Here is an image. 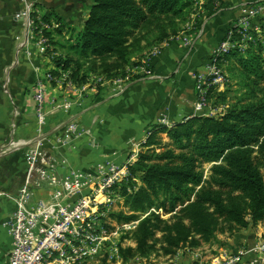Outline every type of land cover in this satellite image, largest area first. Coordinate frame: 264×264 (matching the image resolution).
<instances>
[{"label":"trees","instance_id":"16d2710c","mask_svg":"<svg viewBox=\"0 0 264 264\" xmlns=\"http://www.w3.org/2000/svg\"><path fill=\"white\" fill-rule=\"evenodd\" d=\"M88 2L81 29L66 46L59 44L64 55L52 57L54 67L67 72L68 81L75 87L85 85L91 76L102 80L125 77L147 53L172 43L190 16L197 13L192 0ZM51 19L59 28L41 31L50 44L54 34L66 29L51 10L40 22L49 23ZM198 26L199 23L196 30ZM236 31L230 23L223 40L229 32L233 40ZM216 65L224 67L237 85L223 115L188 116L168 129L155 125L140 146L130 173L139 178L141 185L136 187L128 181L132 191L127 193L125 185L119 190L129 214L121 211L110 215L118 221H138L133 230L125 232L124 238L132 244H119L121 264L135 259L170 260L181 250L192 251L203 245L222 247L218 235L232 236L249 224H261L264 230L261 46L251 44L244 55L230 49L217 58ZM51 73L57 75L55 71ZM227 93L229 90L216 94L212 86L206 98L216 95L224 103ZM204 164H212L206 179ZM151 208L173 214L168 220L154 213L142 218Z\"/></svg>","mask_w":264,"mask_h":264},{"label":"crops","instance_id":"0c3cea01","mask_svg":"<svg viewBox=\"0 0 264 264\" xmlns=\"http://www.w3.org/2000/svg\"><path fill=\"white\" fill-rule=\"evenodd\" d=\"M220 1L222 7L215 11L211 5L206 4V10L199 20L195 33L182 39L177 38L172 43L165 44L158 53L148 56L145 61L148 73L145 74L144 69L133 70L132 77L139 78L134 80L129 78L127 80L129 82L123 83L122 88L110 84L119 83L114 82L117 80H110L104 83L107 87L98 92L96 97L89 96L91 93L87 92L82 100H77L74 99L77 95L73 91L63 95L56 83L45 84L44 98L47 103L48 118L44 133L49 135L51 143L52 135L59 126L67 121L77 120L80 125L91 130L96 138L95 143L100 145L98 147L95 143L88 144L86 140H77L72 142L71 148L67 146L57 150L56 156L67 159L70 165L84 169L104 159L120 164L125 155L137 143L143 141L145 134L153 126L158 125L160 113L165 112L171 124L191 116L195 100V79L205 72L212 51L223 40L238 7L249 0ZM88 3V0H4L5 10L0 13V22H2L0 35L6 31L4 37H12L13 24L16 22L14 14L20 12L26 5H32L34 10L40 13H48L51 10L66 26H74L78 31L87 17ZM75 21L76 24H73ZM41 59H38L39 63L35 62V66L30 64V67L27 62L21 61L20 66H23L22 71L28 79L23 81L21 74H16L15 82L18 84L28 81L29 85H32L37 80L44 81V75L53 68V65L50 64L48 57ZM19 64L17 67L22 69ZM34 68L37 71H34ZM21 95L22 115L27 116L30 124L32 121L34 124L33 93ZM51 101H54L55 106L49 105ZM67 102L72 104L71 109L68 112L61 111L60 108ZM99 119L102 121L101 124L98 123ZM31 136L30 134L28 141L34 139L36 133ZM48 148L50 150L51 145ZM22 164L25 168V163ZM24 172L25 169L22 177ZM2 179L0 177V180ZM2 185L0 184V264H8L12 243L3 222L14 210L13 198L18 190ZM226 242L222 248L211 247L213 251H210L209 245H203L193 251L181 250L170 260L153 258L156 261L148 264H229L227 261L229 255L237 256L241 261L239 264H264V236L259 227L255 226L253 230L249 229L235 235Z\"/></svg>","mask_w":264,"mask_h":264},{"label":"built area","instance_id":"2783aa9c","mask_svg":"<svg viewBox=\"0 0 264 264\" xmlns=\"http://www.w3.org/2000/svg\"><path fill=\"white\" fill-rule=\"evenodd\" d=\"M211 2L214 6H218L220 0H211ZM247 3L240 5L236 17L244 25L261 10L260 7L252 9L249 7L252 3ZM238 26L239 23L234 25L233 30L244 34L245 28L238 31ZM44 27L41 29L54 28ZM230 39L231 32L212 51L210 72L201 75L198 81L195 79V100L191 116H210L204 114L208 106L206 92L210 87L223 81V77L218 75L216 70V61L218 57L229 51ZM47 44L46 38L41 37L38 46L43 49L39 50H46ZM52 82L57 83V78L47 74L44 81L37 80L36 84L37 87H41ZM66 85L71 89L84 87V85L75 87L68 80ZM44 92L43 87L39 88L37 95L35 91L36 136L31 141L23 143L25 172L21 186L13 198L14 210L3 222L12 243L7 262L8 264H78L84 259L88 263V257L93 254V242L101 240L105 235L106 225L104 226L101 220L105 221L108 215L113 213L111 207L119 200L113 198L111 192L126 178L130 162L137 157L138 147L144 143L149 131L143 141L136 144V149L132 150L131 156L124 163L119 164L104 159L95 163L99 167L97 169L91 166L86 169L75 167L70 165L67 159L57 157L55 152L67 146L71 148L72 137H77V140L83 136L89 137L91 130L75 120L67 121L57 128L51 143L49 135L44 133L48 118ZM52 104L54 101L49 102L50 106ZM71 106L67 102L60 109L68 112ZM165 114V112L159 114L158 125L168 129L173 124L168 122ZM98 123H102L101 119ZM49 145H51L50 150ZM19 146V142L11 141L6 148L9 151H16ZM93 219L100 222L98 229L94 227ZM137 224L138 221L115 228L117 231L128 232ZM98 235L100 239L92 238ZM240 262L237 256L233 257V261H228L229 264Z\"/></svg>","mask_w":264,"mask_h":264},{"label":"rangeland","instance_id":"374dc122","mask_svg":"<svg viewBox=\"0 0 264 264\" xmlns=\"http://www.w3.org/2000/svg\"><path fill=\"white\" fill-rule=\"evenodd\" d=\"M193 2V8L197 9V13H194L193 15L190 16L189 21L185 24L184 29L182 30L181 33H179L175 38L182 39V37H186L188 35H191L196 32V26L199 22H196V18L200 20L203 12L206 10V4L209 6L211 5L215 10H219L222 7V3L220 1L218 6H214L212 4L211 0H192ZM252 3L251 7L252 9H258V7L261 8L260 12H258L251 20L249 23L244 25L243 23H240L236 17L238 16V10H236L235 14L236 16L234 19L231 21L234 25H238V31H241L243 28H245L246 32L243 33H237V37H233V40L230 39V45H229V50L230 49H237L240 54L244 55L246 49L252 44L256 45V43L260 44L261 46V54L264 56V0H249L247 4ZM245 4V3H244ZM240 7V6H239ZM238 7V8H239ZM18 9V8H17ZM4 0H0V13L4 12ZM23 10V11H22ZM22 11V12H21ZM20 12L14 14V19H15V24H13V33L12 37H4V34L7 33L4 31L2 35H0V177L3 179L0 180V184H3L2 186L9 187L12 189L19 190L21 183H22V172L24 171V165L23 163V153L25 148L24 142L28 141L30 138V134L33 136L34 133H36L37 125H36V108H33V116H34V124L33 121L31 124L29 123L27 116L22 115V106L23 101L20 102V97L22 96L21 94H32L33 93V100H34V95L36 91V95L39 92V88L45 89L46 86L37 87L36 81L32 84L29 85V82L27 81L26 83H16L15 82V77L19 74H21V78L23 81L28 79L26 74L22 71L23 66H20L22 64L21 61L27 62L30 67V64L34 65L35 62L39 63L38 59H41L43 57H48L50 64L53 65V68L49 70L44 77L49 74L52 77L57 78V83L56 86L62 92L64 95L66 92H72L77 95L74 99L77 100H82L85 97V93L90 92L91 94L89 96H94L96 97L97 93L103 90V88H106L107 85H104L107 81L110 80H117L114 82H119V83H110L114 87L117 88H122L124 85L123 83H128L127 81L132 80V76L134 75L132 73L133 70L137 71L138 69L143 70L144 73H148L146 69V63L145 61L147 60L148 56L151 57L152 55L158 53L160 50L163 49L165 46L162 45L159 49H155L145 55L143 59L139 61L140 65L132 67L130 70L127 71L126 77H120V78H112L110 80H102L100 77H94L91 76L89 81L86 83L87 85L84 87H79L80 89H71L66 85V82L68 80L67 72L61 71L60 69H56L54 67V63L52 62V57H58L60 55H64L65 50L61 49L59 47V44L66 46L70 40L74 39V37L77 34L76 27H70L66 26L67 28H71L72 30H66L65 28L62 30L60 34L57 35L54 34L51 40L50 44L48 42L47 47V53L44 50H39L43 49L42 47H39V40L41 37L45 38L41 33L42 29L45 28L44 26L47 27H54L59 28V24L54 20L51 19L49 23H42L40 22V19L43 15H47V13H40L38 10H34V7L32 5H26L23 6ZM88 14V9L86 10ZM36 15V17L32 18V15ZM5 16V14H3ZM8 16V15H7ZM13 16V15H12ZM37 22V25L36 23ZM2 23V22H0ZM14 23V22H13ZM63 23V22H62ZM64 24V23H63ZM76 24V21L73 23ZM39 25V26H38ZM65 25V24H64ZM38 26V27H37ZM3 27V26H2ZM42 29H40V28ZM82 27V26H81ZM37 28H39L37 30ZM48 29V31L52 30ZM79 31V30H78ZM10 33V32H9ZM8 35V34H6ZM2 38V39H1ZM47 40V38H46ZM221 43V42H220ZM38 52H37V51ZM40 57V58H39ZM42 60V59H41ZM210 58L209 61L205 67V72L201 75H205L206 73L208 74L210 72ZM22 68L20 69L18 66ZM35 66V65H34ZM32 66V67H34ZM21 70V72H19ZM33 72V69H31ZM216 70L218 71V75L223 77V81L218 82L215 84L214 87V92L216 94L218 93H224L227 90H229V93H227L226 99L224 103H220L216 99V95H214L212 98H206V102L208 103V106L205 108L204 114L210 115L209 117H220L223 115V113L228 109L230 103L233 101V97L235 93L233 92L236 88L237 85L235 82L231 81L228 77L227 72L225 71V68L221 66L216 65ZM34 71H37L36 68H34ZM51 71L57 72V75H53ZM31 73V72H30ZM132 73V74H131ZM17 74V75H16ZM137 75V74H135ZM131 76V77H130ZM197 76L196 80L200 77ZM200 79V78H199ZM124 80V81H123ZM198 81V80H197ZM54 83V82H52ZM52 85V84H51ZM104 85V86H103ZM43 93V91H42ZM45 94V92H44ZM70 95V93H69ZM36 101L34 100V104ZM36 105V104H35ZM72 105V104H71ZM52 106H55V103L52 104ZM72 107V106H71ZM71 109V108H70ZM205 116V115H204ZM77 121V120H75ZM78 122V121H77ZM30 124V126H29ZM35 126V128H34ZM30 129L31 132H30ZM35 129V130H34ZM35 132H34V131ZM89 131V130H88ZM55 135V134H54ZM52 135V136H54ZM31 136V137H32ZM164 136V135H160ZM29 137V138H28ZM165 139V137H163ZM73 142L77 141V137H72L71 138ZM95 136L92 135V132L90 134L89 131V137L83 136L79 141L86 140L89 143H95ZM19 142V149L16 151H9L7 150L6 146L11 142ZM50 141V139H49ZM98 147L97 143H95ZM136 149L135 147L132 149ZM132 150H130L124 157L122 163L131 156ZM140 150V147H138V151ZM137 157H134V159L130 162V167L128 169V173L126 178L122 180V182L111 192L113 198H117L118 203L114 202L113 207L111 209L113 210V213H124V215L129 214L127 208L124 206V200L122 196L119 194V190L121 187L125 185L127 193H130L132 191V188L129 186L128 181H132L134 185L140 186V180L137 176H132L130 173V169L135 165L137 161ZM110 160V159H109ZM112 161V160H111ZM114 162V161H112ZM97 163V162H96ZM116 163V162H114ZM212 164H204L202 167L203 171V178L206 179L209 175V170ZM91 168L97 169L99 168L97 165L93 164L91 165ZM134 186V187H135ZM1 187V186H0ZM96 188V186L94 187ZM2 190V188H1ZM18 192V191H17ZM38 196V194H37ZM122 211V212H121ZM112 213V212H111ZM150 213H154L155 215H158L161 219L168 220L173 213H167L164 212L162 209H155L151 208L149 211L143 215L147 216ZM10 215V214H9ZM8 215V216H9ZM111 215V214H110ZM110 215H108V218L103 221L101 220V223L105 226L108 225L106 228L105 226V235L102 237L101 240H95V239H100L101 237L98 236H93L92 238L95 240L93 242L92 248H93V254L88 257L87 260H89L88 263L85 262L84 259H82L78 264H121L119 254H118V247L119 244L122 245H131L132 243L128 240V238H124L125 232L117 231L115 227H119L120 225H128L131 222H123V221H118L117 219L111 218ZM7 216V217H8ZM142 216V218H143ZM6 217V218H7ZM134 222V221H133ZM93 223L95 224L94 227L97 229L99 228L100 222L97 220L93 219ZM257 227H259L262 230V235H263V228L261 224H257ZM115 229V230H114ZM249 229H255V226L249 224V226L238 232L233 234L232 236L228 235H218V239L225 245L227 242V239H231L235 235H239L245 231H248ZM264 236V235H263ZM127 239V240H126ZM208 246V245H205ZM214 248V249H219L222 247H218L217 245H212L210 246L209 249ZM196 250V249H195ZM116 251V252H115ZM193 251V250H192ZM210 251H213L212 249ZM228 255V254H227ZM158 259V258H157ZM156 259V260H157ZM152 258L149 260H144V259H135L133 261H130L128 264H148L149 262L156 261ZM137 261V262H136ZM227 261H233V255H229V258H227Z\"/></svg>","mask_w":264,"mask_h":264}]
</instances>
